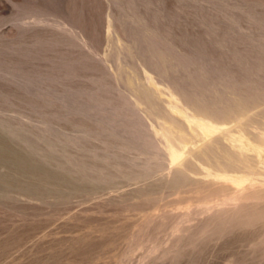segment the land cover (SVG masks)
<instances>
[{
    "label": "rangeland",
    "instance_id": "1",
    "mask_svg": "<svg viewBox=\"0 0 264 264\" xmlns=\"http://www.w3.org/2000/svg\"><path fill=\"white\" fill-rule=\"evenodd\" d=\"M258 148L264 0H0V264H264Z\"/></svg>",
    "mask_w": 264,
    "mask_h": 264
},
{
    "label": "bare ground",
    "instance_id": "2",
    "mask_svg": "<svg viewBox=\"0 0 264 264\" xmlns=\"http://www.w3.org/2000/svg\"><path fill=\"white\" fill-rule=\"evenodd\" d=\"M149 84H150V86L153 88L154 95H155V94L157 93V88L155 87L154 83H153L151 80H150V83H149ZM139 96H140V95H139ZM142 96H143V95H142ZM175 113H177L178 115L180 114L179 112H175ZM194 125H195V124H190V125H189V129H190L191 131H193V132H196V129H195ZM198 149L201 150V149H202V146L199 147ZM257 153H258V157H259V159H260V162H258V163L264 165V149H263V148H258V149H257ZM239 154H240L241 156H243L244 159H247V156H246V152H245V150L241 149V150L239 151Z\"/></svg>",
    "mask_w": 264,
    "mask_h": 264
}]
</instances>
